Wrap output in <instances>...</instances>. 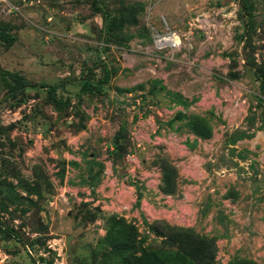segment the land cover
<instances>
[{
	"label": "rangeland",
	"instance_id": "1",
	"mask_svg": "<svg viewBox=\"0 0 264 264\" xmlns=\"http://www.w3.org/2000/svg\"><path fill=\"white\" fill-rule=\"evenodd\" d=\"M196 127L209 177L180 182L183 211L163 178L189 159L164 140ZM167 226L208 264H264V0H2L0 264H196Z\"/></svg>",
	"mask_w": 264,
	"mask_h": 264
},
{
	"label": "crops",
	"instance_id": "2",
	"mask_svg": "<svg viewBox=\"0 0 264 264\" xmlns=\"http://www.w3.org/2000/svg\"><path fill=\"white\" fill-rule=\"evenodd\" d=\"M249 107H250V103L248 101H243L242 103L238 101L236 103L233 102V103H228L226 105H218V109H219L218 114L227 123H238L240 119H244V116L247 115V111ZM174 125H175V121H174ZM187 130L188 131L184 136V139L179 137L178 138L169 137L168 140L165 139L164 142L166 144H169L171 148H173L172 149L173 159L175 158V156L179 154H182L183 156H186L189 159V166L182 175L183 178L182 181H180L181 180L180 177L177 176V189L181 185L180 182H183L185 179L188 180L190 183H193V185L190 187H194L197 190L202 187L204 182H206V178L209 177L207 170L204 168L205 167L204 159L200 156V152L202 151L201 148H203L201 147V145H203L202 141L206 140L207 138H203L202 136L198 135L190 128ZM196 142L198 143L197 146H195ZM115 154H120V153H115ZM133 158H135V156H133ZM190 164L192 166H190ZM219 178H223V175L220 174ZM122 188L124 187L122 186ZM177 191L175 193L168 194L167 198L170 199V202L173 205L182 204V207L180 209L184 211L190 206L193 197L192 195L188 194L185 195L180 202H177L176 200H174ZM125 192H126L125 189L119 190L118 192H114V190H112L108 195L117 198V202H121L125 207H129L130 210L131 204L128 201L129 197H126ZM114 193L116 195H114ZM225 212L229 213V210L228 212L227 211Z\"/></svg>",
	"mask_w": 264,
	"mask_h": 264
},
{
	"label": "trees",
	"instance_id": "3",
	"mask_svg": "<svg viewBox=\"0 0 264 264\" xmlns=\"http://www.w3.org/2000/svg\"><path fill=\"white\" fill-rule=\"evenodd\" d=\"M105 17H106V13L104 12V19H105ZM111 28L113 29V26ZM106 33L108 34L109 37H111L110 36V33H111L110 28H108V31H106ZM103 38L105 40L103 39L101 41V45L103 47H105L109 43L108 39H107V35L105 37L103 35ZM106 66H107V71H106V75H105L103 80L109 81L113 71L109 67V65H106ZM101 82H103V81H101ZM191 129L194 132H196L198 135L202 136L203 138H207V136H208L207 131L205 132V130L202 127H196V128H191ZM169 170H170L171 175L167 176L166 178H163V183H164V186H166V187H172L171 190H169V192H167L168 194H172V193H175L176 189H177V176L178 175H177V171L175 172V170L173 168H169L168 171ZM117 225H119L121 227L120 231L122 233L128 232L130 230V226H129V224H127V222L124 218H118ZM165 229H166V231H169V233H171V231H174V239H177L180 242L179 247H178L180 252L185 253L187 256H189L192 259H196V261H195V262H197L196 264H208L207 261H205V260L202 261L203 257H205V254H203L201 252H200L201 254L199 253V250L197 248L198 246L192 248V245H190L188 243L187 232L185 230L178 229L177 227H170V226H167ZM177 231H178V233H177ZM130 234L133 238V244H136L137 234H136L135 228H132V233H130ZM158 237H166L165 232H158ZM139 243H141V242H139ZM123 245H124L123 248H125V245H128V243L124 242ZM197 251H198V254L201 256L200 259L195 258L194 254ZM215 252H216L215 249H213V247H211L210 251L208 252V257H209L208 261L209 262L214 257Z\"/></svg>",
	"mask_w": 264,
	"mask_h": 264
},
{
	"label": "built area",
	"instance_id": "4",
	"mask_svg": "<svg viewBox=\"0 0 264 264\" xmlns=\"http://www.w3.org/2000/svg\"><path fill=\"white\" fill-rule=\"evenodd\" d=\"M2 4V0H0V6ZM199 21L204 22V24H211L206 19H201ZM212 26V25H211ZM183 41L181 36L177 32H156L154 35V47L158 51V53H162L164 51H178L182 48ZM127 207H124L123 210H126Z\"/></svg>",
	"mask_w": 264,
	"mask_h": 264
}]
</instances>
